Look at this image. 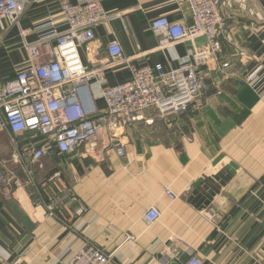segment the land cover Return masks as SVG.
<instances>
[{"label": "crops", "instance_id": "obj_1", "mask_svg": "<svg viewBox=\"0 0 264 264\" xmlns=\"http://www.w3.org/2000/svg\"><path fill=\"white\" fill-rule=\"evenodd\" d=\"M23 1L18 24L0 20V82L27 65L29 45L45 42L73 74L86 62L106 61L114 34L132 57L131 67L163 61L150 21L168 16L190 22L189 8L179 0H101L95 38L60 46L52 33L64 26L56 0ZM222 12L228 33L218 35L219 52L207 49L199 67L208 88L188 111L164 119L149 113L153 122L128 130L124 157L108 150L91 159L51 146L32 164L37 180L60 170L78 197L69 210L84 206L69 228L44 218L27 187L12 185L20 167L11 157L10 136L0 135V264H60L87 243L112 253L105 264H161V250L169 264L185 259V250L204 264H264V80L256 89L244 83L251 72L264 79V0H226ZM206 48L199 37L168 52L179 65ZM222 61L230 62V75L215 78ZM129 76L125 63L108 72L111 84ZM40 140L17 138L25 161ZM152 205L161 217L148 227L143 215Z\"/></svg>", "mask_w": 264, "mask_h": 264}, {"label": "built area", "instance_id": "obj_2", "mask_svg": "<svg viewBox=\"0 0 264 264\" xmlns=\"http://www.w3.org/2000/svg\"><path fill=\"white\" fill-rule=\"evenodd\" d=\"M189 8L190 22L172 21L168 16H157L150 21V31L157 38L156 49L164 54L163 61L146 62L132 66V57L126 55L114 34L106 44V61L86 62L79 73L57 56L55 47L45 42L27 48L28 63L10 78L0 82V135L8 133L13 144L11 157L19 164L20 176L12 178V185L24 186L33 205L44 218L59 221L69 228L76 215L84 212L80 205L69 210V203L78 201L73 188L67 184L60 170L37 180L32 164L50 154V147L60 153L85 152L91 159L108 150L119 157L126 155L127 132L135 124H149L151 112L159 119L189 110L206 92L205 73L199 65L211 53L219 52L218 35H227L222 9L226 0H179ZM64 26L54 30L56 45L85 43L95 38L93 26L104 15L101 0H56ZM23 0H0V20L16 25L26 9ZM125 26L124 20L121 19ZM199 37L206 49L194 52L191 61L175 65L169 48L178 42L194 43ZM130 66L128 79L109 83L108 72L119 64ZM231 64L219 62L215 78L230 75ZM263 77L251 72L244 83L253 89L259 87ZM41 138L30 150L25 161L19 151L17 138L24 135ZM191 189L189 183L183 193ZM165 194L175 198L168 187ZM213 220L210 211L205 212ZM161 217L160 210L152 205L143 215L147 226ZM178 264H204L191 250ZM112 256L94 243H87L60 264H105ZM158 260L169 264L165 252Z\"/></svg>", "mask_w": 264, "mask_h": 264}, {"label": "rangeland", "instance_id": "obj_3", "mask_svg": "<svg viewBox=\"0 0 264 264\" xmlns=\"http://www.w3.org/2000/svg\"><path fill=\"white\" fill-rule=\"evenodd\" d=\"M218 43H219V41H218Z\"/></svg>", "mask_w": 264, "mask_h": 264}]
</instances>
